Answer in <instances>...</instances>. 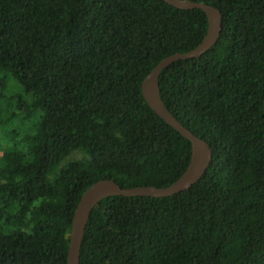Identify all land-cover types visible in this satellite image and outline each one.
<instances>
[{"label": "trees", "instance_id": "trees-1", "mask_svg": "<svg viewBox=\"0 0 264 264\" xmlns=\"http://www.w3.org/2000/svg\"><path fill=\"white\" fill-rule=\"evenodd\" d=\"M191 1L221 11V37L159 85L212 164L185 192L99 202L80 264H264V0ZM207 29L204 11L164 0H0V264H67L99 180L167 187L184 173L191 142L141 85ZM77 150L86 159L62 167Z\"/></svg>", "mask_w": 264, "mask_h": 264}, {"label": "water", "instance_id": "water-1", "mask_svg": "<svg viewBox=\"0 0 264 264\" xmlns=\"http://www.w3.org/2000/svg\"><path fill=\"white\" fill-rule=\"evenodd\" d=\"M164 1L180 9H200L205 12L208 19L207 33L196 48L185 53L177 52L161 60L149 72L141 85L142 95L152 110L164 122L191 142L192 154L189 165L184 173L167 187L139 186L124 188L112 179H102L92 184L81 196L74 211L67 264H80V251L87 223L93 209L99 202L112 196L162 198L185 192L192 188L207 173L212 164L213 150L211 145L205 139L199 138L192 133L165 106L161 98L159 78L162 71L171 64L181 60H191L201 57L218 43L223 30L222 13L217 7L205 2L191 0Z\"/></svg>", "mask_w": 264, "mask_h": 264}, {"label": "rangeland", "instance_id": "rangeland-1", "mask_svg": "<svg viewBox=\"0 0 264 264\" xmlns=\"http://www.w3.org/2000/svg\"><path fill=\"white\" fill-rule=\"evenodd\" d=\"M87 155L85 154V152H83L82 150H77L73 153H71L62 163V167L67 164L68 162H72V161H78V160H82V159H86ZM55 176V174H54Z\"/></svg>", "mask_w": 264, "mask_h": 264}]
</instances>
